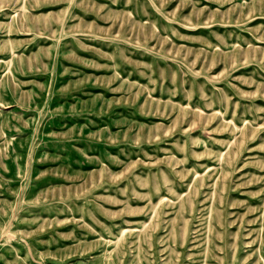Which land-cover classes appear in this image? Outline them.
<instances>
[{
  "label": "rangeland",
  "instance_id": "obj_1",
  "mask_svg": "<svg viewBox=\"0 0 264 264\" xmlns=\"http://www.w3.org/2000/svg\"><path fill=\"white\" fill-rule=\"evenodd\" d=\"M0 264H264V0H0Z\"/></svg>",
  "mask_w": 264,
  "mask_h": 264
}]
</instances>
